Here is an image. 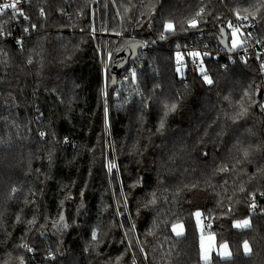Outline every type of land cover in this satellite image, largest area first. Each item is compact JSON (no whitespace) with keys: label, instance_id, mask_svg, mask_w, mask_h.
Here are the masks:
<instances>
[{"label":"trees","instance_id":"trees-1","mask_svg":"<svg viewBox=\"0 0 264 264\" xmlns=\"http://www.w3.org/2000/svg\"><path fill=\"white\" fill-rule=\"evenodd\" d=\"M113 1L125 36L111 37L109 48L132 42L133 29L155 49L143 56L139 91L109 88V130L89 34L94 0H24L37 32L22 47L0 34V264L17 247L24 264H203L197 211L231 249L214 264H264L261 59L228 71L209 63L211 84L189 65L184 83L175 47L199 31L227 41L224 25L236 11L264 32V0ZM109 5L110 32H119ZM246 218L247 229L233 226ZM176 223L184 236L172 233Z\"/></svg>","mask_w":264,"mask_h":264},{"label":"built area","instance_id":"built-area-1","mask_svg":"<svg viewBox=\"0 0 264 264\" xmlns=\"http://www.w3.org/2000/svg\"><path fill=\"white\" fill-rule=\"evenodd\" d=\"M216 1V0H215ZM221 1V0H219ZM2 2H11V0H0ZM223 3V2H222ZM25 6L24 0H21L18 7L23 10ZM11 10H8L7 14L0 16V23H3L5 29L2 31L1 36L8 43L13 44L16 47H22L25 45L26 40L32 34L37 32L36 28H30L28 25V20H24L23 17H17L16 19H10ZM7 21V23H5ZM229 22H231L232 27H229ZM238 28L241 38V46L238 48H233L230 45V32L232 28ZM28 28V32H25L24 29ZM102 26L98 25L97 29L95 24H93L92 30L89 32L90 35L94 38L95 47L98 49L99 58H100V68L101 74L104 77L110 74L112 67L113 56L115 57L116 49L109 48V38L110 34L108 32H102ZM225 31H228V48H225L221 44L219 36L215 34H209L207 32L199 31L194 39L190 42H185L184 44L176 43V60L179 64L180 71L178 75L181 80L186 82V70L189 65L194 69L197 75H205L207 72V65L209 63L220 64L223 71H228V69L234 66L238 62L247 60L252 55H257L261 59L262 73H264V32L261 29L257 21H251L250 19L242 20L238 19L236 15L229 14V19L224 25ZM129 38L132 42H142L141 49L139 50L138 58L131 63L127 70L121 73L118 80L117 95L120 93L126 92L130 94L134 91H139L140 88V73L143 67V56L148 54L155 49L154 40L147 39L144 37H137L135 33L130 32ZM124 34L120 32L117 35V38L123 39ZM163 38L165 37L162 35ZM160 36V38L162 37ZM105 38V42H104ZM20 41L21 43H18ZM190 53H199V56H192ZM110 54V55H109ZM201 69H204V72H201ZM133 70L135 71V78L132 76ZM141 98V97H140ZM149 102L146 101V105ZM200 222L208 224V220L204 219L202 213L199 217Z\"/></svg>","mask_w":264,"mask_h":264},{"label":"snow or ice","instance_id":"snow-or-ice-1","mask_svg":"<svg viewBox=\"0 0 264 264\" xmlns=\"http://www.w3.org/2000/svg\"><path fill=\"white\" fill-rule=\"evenodd\" d=\"M20 2H21V0H11L10 3L9 2L0 3V16H3L5 14H7L8 10H11V15L9 17L10 19H16L17 17H23L24 20H26V21L29 20L30 17L24 12V10L22 8L18 7ZM245 11H247V9H245ZM203 12H204V9H200V11L197 13V16H201L203 14ZM234 14L237 16L238 19H242V20H247L248 19L247 16H240L238 11H236ZM40 15L41 16L45 15V12H44V10L42 8L40 9ZM5 23H7V21H5ZM188 23H189L190 27H193V28L198 26L197 19H191V20L188 21ZM32 27L35 28L36 25L33 24ZM229 27H232L231 22H229ZM164 28H165V31H174L175 30V26L171 22L165 23L164 24ZM24 31L28 32V28H25ZM238 32H239L238 28H234V27L232 28V36H233L232 45H233V48L238 46V41L236 39ZM0 34H2V33H0ZM161 38H163V36ZM18 43H21V42L18 41ZM190 55L195 57V56H199L200 54L199 53H190ZM29 63H31V61H29ZM177 71L179 72L180 69L177 68ZM201 72L203 73L204 69H201ZM132 76H133V78H135V71L134 70L132 72ZM204 80L208 84L212 83V80L206 74L204 75ZM165 108H167L168 111H174L175 108H176V104L175 103H172L170 105L169 104H165ZM242 114L243 113H241V115ZM164 115L166 116L167 112H165ZM105 116L107 117V108H105ZM163 128H164V121L162 119L161 122H160L159 129H163ZM40 135L44 136L45 134L42 132V133H40ZM243 155H244L245 158L248 157V155H249L248 151L245 150ZM113 167H115L114 164H109V171H111V169ZM12 191L15 192V189H12ZM241 191H243V188L241 189ZM250 195L252 196V199L254 201L255 200V193H251ZM261 195H264V193H261ZM250 207L255 209V207H256L255 203H253ZM195 215L197 217H200L201 213L199 211H197L195 213ZM29 223H34V220L30 221ZM233 226L238 228V229H244V228L250 227V220L247 219V218L243 219V220H237V221L234 222ZM172 230L175 233V235L178 236V237L183 235V226L182 225L173 224L172 225ZM92 236H93V239H96V233L95 232L92 233ZM23 247H27V245H24ZM210 247H211V245H209V249H205V246H204V243H203V237H202L201 238V259L206 261V262L209 261L208 251L210 250ZM220 248L224 250L222 253H219V255H221L222 258H230L231 257V252L228 251L227 243L221 244ZM243 249H244V254L245 255H249L250 254L251 249L249 248V244H248L247 240H245L243 242ZM29 251H31V249H29ZM20 260H21V264H24L23 257H21Z\"/></svg>","mask_w":264,"mask_h":264},{"label":"rangeland","instance_id":"rangeland-1","mask_svg":"<svg viewBox=\"0 0 264 264\" xmlns=\"http://www.w3.org/2000/svg\"><path fill=\"white\" fill-rule=\"evenodd\" d=\"M94 3H96L95 4L96 7H94V8H95V12H96L95 13L96 14L95 15V22H97L96 23L97 26L101 25L103 27L102 32H104V33L108 32V34H110V38L111 37L117 38V35L121 32L122 29H121V20L119 19L118 11L114 5V1L113 0H105L104 5H106V6H105V13H103V14L101 11L103 7L100 6L101 0H94ZM109 4L113 5L115 16L119 22V25H118L119 26V28H118L119 32H112V31L110 32V27L112 25L111 24L112 22L109 20V11H110V5ZM230 30H231V32H230V36H231L230 45L233 47V45H232V40H233L232 29H230ZM166 32H169V31H166ZM236 39L238 41V46L235 48H238L241 46V43H242L239 32L237 34ZM104 41H105V38H104ZM101 78H102V91L101 92H102V102H103V106H104V116H105V108H107V117L105 116V121H106L107 129L109 130V128H110V121H109V119H110V101H109V98L110 97H109L108 91L110 88L111 78L109 77V74H108V76L104 75V77L101 74ZM263 107H264V104H263ZM206 202H207V198L204 199V197H203L202 205L205 204ZM197 219H199V217H197ZM247 219L250 220V218H247ZM199 221H200V219H199ZM176 224L183 226V235H181L179 237L184 236L185 235L184 234L185 233L184 225L182 223H176ZM250 226H251V220H250ZM198 228H199L198 233H199V237H200V242H199L200 258H201V238L203 237V243H204L205 249H209V245H211L210 250L208 251L209 261L206 262V261L201 259V262L203 264H214L212 262V260L215 256L220 257L221 259H230L231 258V257L230 258H222L221 255H219V253H222L224 251L223 249L220 248V245L224 244V243L217 244V238H216V235L214 233H210V232L206 231L205 226H203V225H199ZM247 228H244V229H247ZM172 233L175 235L173 230H172ZM249 248L251 249L250 246H249ZM228 251L231 252V249L229 246H228ZM4 258L6 260L3 262V264H18V263H20L21 262V260H20L21 256L19 253V247L12 249V251H10L7 255H5ZM25 263H26V261H25Z\"/></svg>","mask_w":264,"mask_h":264},{"label":"water","instance_id":"water-1","mask_svg":"<svg viewBox=\"0 0 264 264\" xmlns=\"http://www.w3.org/2000/svg\"><path fill=\"white\" fill-rule=\"evenodd\" d=\"M220 42L225 48H228L226 37H222ZM141 46L142 42H129L116 52L109 74L111 90L117 87L121 73L127 70L128 66L138 58Z\"/></svg>","mask_w":264,"mask_h":264}]
</instances>
